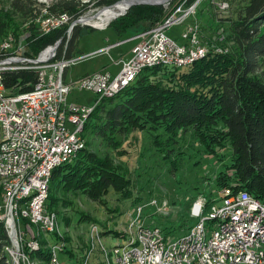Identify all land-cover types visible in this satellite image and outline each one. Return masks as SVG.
Masks as SVG:
<instances>
[{
    "label": "built area",
    "instance_id": "built-area-1",
    "mask_svg": "<svg viewBox=\"0 0 264 264\" xmlns=\"http://www.w3.org/2000/svg\"><path fill=\"white\" fill-rule=\"evenodd\" d=\"M201 0H169L163 3L168 12L163 21L151 30L141 33L126 42L111 45L98 53L110 54L112 50L129 42L136 44L128 56L113 60L119 67L114 74L108 70L85 75L77 81H66L67 70L77 63V59L55 61L57 50L46 48L36 60L23 59V55H12L0 60V139L13 137V145H8L0 158V176L14 168H22V176L11 182L2 203V223L10 230L12 257L16 264H27L28 254L36 249V234L31 232V224H44L48 234L56 235L52 243L55 261L64 264L61 256L68 254L67 241H61L58 231L57 214L49 213L46 206L45 180L49 169L66 155H73L79 144V130L87 126L96 110L97 101L105 96L119 95L125 87L133 85L136 71L150 69L152 65L164 64L167 68L190 67L199 56L210 54L226 55L230 47L222 46L217 39H209L198 22L188 23L196 15ZM220 11H228V3H215ZM71 18L65 15H45L38 22L41 34H49L60 29ZM185 26L182 40L177 41L167 34L168 28ZM220 37L223 35L220 33ZM10 39L4 48H10ZM51 50L43 57V54ZM96 53V54H98ZM35 70L38 78L29 92L11 94L3 84L5 72ZM84 91L95 95L86 103L76 104L69 101L74 92ZM22 150H31V157H22ZM24 194H33V202L26 208H18V200ZM208 199H216V209L202 224L199 232H192L191 226L182 235L170 233L156 224H145L142 220L145 206H139L131 216L123 237L113 244V264H258L264 259V237L253 236V228L264 224V202L246 191L232 188L218 190L211 198L200 196L190 207L193 219ZM221 203V205L219 204ZM233 204H244L246 214L231 215ZM160 214L164 202L151 204ZM215 225H223V234H215ZM91 226L88 236L93 237ZM143 228L144 243L132 244L131 229ZM109 238H112L111 236ZM91 246L84 251L83 262L90 260ZM72 253V251L70 252Z\"/></svg>",
    "mask_w": 264,
    "mask_h": 264
},
{
    "label": "trees",
    "instance_id": "trees-1",
    "mask_svg": "<svg viewBox=\"0 0 264 264\" xmlns=\"http://www.w3.org/2000/svg\"><path fill=\"white\" fill-rule=\"evenodd\" d=\"M118 1L98 0L97 4L111 7ZM194 1L190 0V3ZM79 5L76 0H58L48 11L52 15L69 14L73 23L85 11ZM13 7L26 18L38 12L36 3L31 0H14ZM167 14L164 6H134L109 27L121 42L151 30ZM35 17L34 14L32 19ZM6 20L1 13L0 37L8 28ZM230 22L229 39L233 47L229 54H210L187 69H147L133 85L98 107L85 127L84 136L91 134L92 129L96 136L119 146L114 141L116 134L149 130L154 146L165 153V158H170L178 137L190 132L207 154L224 162V170L216 177L218 190H244L264 202V80L258 74L264 66V0H249L238 12L237 19ZM64 27L39 37L34 30L31 35L35 45L26 53L27 58L36 60L37 54L58 41L61 44L55 61L84 56L78 49L79 40L95 29L78 25L70 35L69 29ZM37 78L35 70L5 72L3 84L11 94L25 93L33 89ZM92 121L97 125L91 127ZM228 148L227 162L219 151ZM122 155L125 154L119 156ZM112 162L108 156L102 157L87 147L74 163L55 169L47 202L49 211L55 212L52 209L60 201L54 195V190L59 187L69 192L81 191L93 202L101 204H105V197L111 189L121 198L130 199L132 183L117 171ZM84 218L91 217L82 215V220ZM167 230L173 233L171 227ZM111 232L123 236V232ZM42 236V250L32 253L31 258L48 264L51 243ZM10 246L9 232L5 223L0 222V264H8L5 248Z\"/></svg>",
    "mask_w": 264,
    "mask_h": 264
},
{
    "label": "rangeland",
    "instance_id": "rangeland-1",
    "mask_svg": "<svg viewBox=\"0 0 264 264\" xmlns=\"http://www.w3.org/2000/svg\"><path fill=\"white\" fill-rule=\"evenodd\" d=\"M13 1L0 0V14L2 13L3 17L7 18L8 27L4 35L0 37V57L8 53L10 55H23L21 56L23 59H28L26 53L32 50L33 45H35V39H32L31 35L33 31L35 30L36 37L47 35L40 33L37 18L41 16L40 22H43L49 8L58 0H31L36 3L38 9V12L34 13L36 15L34 19H32L34 14L26 18L23 13L16 10L13 7ZM76 1H79L80 8L85 9L80 19L95 16L105 8H109L99 7L98 0ZM248 1L201 0L196 15H192L188 19V23L198 22L207 38L211 40L215 38L217 41L222 40L219 41V44L232 49L233 45L229 39L231 33L230 21L237 19L238 12L244 8ZM21 3L25 2L22 1ZM215 3H228L230 7L226 12L220 11ZM68 16L70 17L69 14ZM117 20H113L112 23ZM33 25H35V29L32 31L31 26ZM71 25L70 19L65 27L70 29ZM109 25L103 29L91 25V28L95 31L80 38L78 49H82L79 51L84 56L79 54L82 57L77 58V63L67 70L65 75L67 82L77 81L86 74L96 72L108 65H110V72L116 74L119 71V67L114 66L112 62V59L117 60L118 50H112V58L109 57L110 54L98 53L103 49L96 51L119 41V38L113 40L114 34ZM184 29L185 26L176 25L168 28L166 32L174 40L181 41ZM220 33L223 35L222 37H220ZM9 39L11 47L6 49L4 45ZM131 44H133L132 41L126 43L127 46ZM126 45L121 46V50L128 49ZM38 55H36V58ZM258 74L264 80V66L259 69ZM94 97L95 95L88 91L81 94L74 91L69 96V101L81 104ZM94 123V121L90 123L91 127L97 125V123ZM178 138V143L174 146V152L169 155L170 158H165V153L157 150L154 146L149 130L116 134L114 141L119 143V146H113L108 140L96 136L92 129L91 134L86 133L85 140L88 143V149L102 157L108 156L113 161L112 163L117 171L131 181L133 195L130 199H123L111 189L105 197V204H101L93 202L81 191L69 192L63 187L56 188L54 195L60 201L52 210L57 213L59 218L58 236L61 241H67L69 248L76 253L74 260L62 255L61 260L64 264H86L83 262L84 251L89 245H91L90 260L95 261L98 259L99 264H104L103 251L113 247V244L109 243L120 240L114 237H123L117 236L111 231L123 232L139 206H145L144 214H142V220L145 224L153 223L163 227V230L171 227L176 235H182L190 226L192 227L198 222V213L193 219L190 217V207L202 195L207 198L216 195L218 192L215 186L216 177L224 170V162L215 155L207 154L192 133L181 134ZM122 153L125 155L119 156ZM229 154V148L219 151V155L227 162L229 161ZM153 201H157V203L164 202V210L167 214L158 213L156 207L151 205ZM219 204L221 205V203ZM82 215H88L91 218L82 220ZM92 218L95 220L92 221ZM93 225L99 226L98 231L94 229L93 237H89L88 231ZM31 230L33 233H38V229L35 227L31 226ZM54 236L56 235H43L42 238L49 240L52 244L57 240ZM110 236L112 238H109ZM39 239L41 241V237ZM27 264L41 263L38 259L37 261L32 259L30 254V257L27 258Z\"/></svg>",
    "mask_w": 264,
    "mask_h": 264
},
{
    "label": "bare ground",
    "instance_id": "bare-ground-1",
    "mask_svg": "<svg viewBox=\"0 0 264 264\" xmlns=\"http://www.w3.org/2000/svg\"><path fill=\"white\" fill-rule=\"evenodd\" d=\"M164 1V0H160ZM129 4L127 1H125L122 4L113 6L111 8H105L104 10L100 11L97 15L95 16H90L87 17L86 20H84L85 23L90 24L96 28L103 29L107 27L110 22L113 20L117 19L121 14H124L126 11H128ZM45 15H50V14H45ZM41 16L38 17L36 20L40 22ZM8 49V48H6ZM50 49L46 51L43 54V57H46L50 53ZM10 54L6 53L3 55L1 58H9ZM206 56H199L197 59L192 61L190 63V67L196 63L197 61H200L202 59H205ZM156 67H166L164 64H155L152 65L150 69L156 68ZM177 69H187L185 66H178L176 67ZM145 70H140L136 71L134 77H133V83L136 82V80L140 77V75L144 72ZM128 88L125 87L124 90ZM123 90H121L122 92ZM117 95H112V96H105L101 98V101H97L96 103V110L98 107L105 101L109 99L115 98ZM95 110V111H96ZM94 111V113H95ZM85 127L86 126H81L79 130V144L83 145V150L82 146H75L74 148V158L73 155H66L65 160L60 161L58 164L54 165L52 169H49L46 175V180H45V192H46V206L47 202L49 199V192H50V184H51V178L53 171L59 167H62L66 164H69L73 161H75L79 154L84 151L87 148L86 145V140H85ZM8 145H13V137H6V138H1V143H0V158L4 156V151H7ZM22 157H31V150H22ZM22 176V168H14L11 170L9 173H5L3 176H0V214L2 213V203H3V198L6 195V190L8 186L11 184V182L15 181L16 179L20 178ZM244 191V190H243ZM212 200V204L209 206V201ZM33 202V194H24L22 195V199L18 200V208H26L27 204H30ZM211 202V201H210ZM166 208V207H165ZM49 209V208H48ZM216 209V199H208L207 202L203 203V208H201L200 211H198L199 215V220L198 222L191 227L192 232H199L202 224L209 218V216L214 213ZM165 211V210H164ZM51 214H56L55 212L49 211ZM230 214L231 215H238V214H246V206L244 204H233L230 207ZM59 218L57 215V224H54V231H58V222ZM0 222H2V216L0 215ZM32 227H35L38 229V233H33L36 234V249L31 250L30 253L28 254V258L30 257V254L36 253L38 251H41L42 249V242L40 241L41 234L43 235H49L52 236L54 234H48L46 231V227L44 224H31ZM163 228V227H162ZM98 231V227L95 228ZM9 232L10 230L7 229ZM215 234H223V225H215ZM99 236V232H98ZM253 236L256 237H264V224H259L256 227L253 228ZM56 237V236H54ZM131 241L132 244H142L144 243V234H143V228H136V229H131ZM12 245V244H11ZM91 246V245H89ZM50 248V261L49 264H52L55 261V252L52 251V244L49 246ZM5 252L8 254V264H16L14 258L12 257V247H7L5 248ZM103 260L104 264H113V257H108V256H113V247H111L109 250L106 249L103 251ZM206 264H217L215 262H207ZM222 264H233V263H222ZM258 264H264V259H259Z\"/></svg>",
    "mask_w": 264,
    "mask_h": 264
},
{
    "label": "water",
    "instance_id": "water-1",
    "mask_svg": "<svg viewBox=\"0 0 264 264\" xmlns=\"http://www.w3.org/2000/svg\"><path fill=\"white\" fill-rule=\"evenodd\" d=\"M125 1H127L128 4H129V7H128V10H129V9H131L133 6H139V5L161 6V5H163V3H165V2H167V1H169V0H164V1H160V0H120V1H118L115 5L120 4V3H123V2H125ZM113 6H114V5H113ZM113 6H111V7H113ZM109 8H110V7H109ZM126 13H127V11H126L124 14H121L119 17L124 16ZM86 18H87V17H84V18H82V19H79V20L73 22L72 25H71V27H70V29H69V31H68L69 34H71L72 31L74 30V28H75L76 26H78V25H85V26H89V27H91V25H89V24H87V23L84 22V20H86ZM60 44H61V41H58V42L53 46V49H52V50H53V51H54V50H57V49L59 48ZM100 51H101V50H100Z\"/></svg>",
    "mask_w": 264,
    "mask_h": 264
},
{
    "label": "crops",
    "instance_id": "crops-1",
    "mask_svg": "<svg viewBox=\"0 0 264 264\" xmlns=\"http://www.w3.org/2000/svg\"><path fill=\"white\" fill-rule=\"evenodd\" d=\"M113 34H114V38H113V40L114 39H117L118 38V36L113 32ZM128 40H130V39H128ZM128 40H124V41H121L120 42V39H119V41L118 42H116V43H114V44H112V45H117V44H119V43H122V42H126V41H128ZM133 42V44H131L130 46H127L126 45V43L125 44H123V45H121V46H124V45H126L127 47H128V49H122L121 50V46H119V47H117L116 49H114V50H118L117 52H118V54H117V60H119L120 58H122V57H124V56H128L130 53H131V51H132V49H133V47L135 46V42L134 41H132ZM109 46H111V45H109ZM109 46H106V47H109ZM100 47H102V46H100ZM105 47H103V48H99L98 50H96V51H99V50H101V49H104ZM81 48H79V50H80ZM82 50V49H81ZM95 51V52H96ZM93 53V52H92ZM109 67H110V65H108V66H105V67H103V68H101V69H99V70H97V71H102V70H108L109 71ZM96 71V72H97ZM94 73V72H93ZM89 74H92V73H88V74H86V75H89ZM69 250H71V251H74L73 249H71V248H69L68 249V251ZM70 252V251H69ZM73 255V256H72ZM65 257H67L68 259H70V260H74L75 258H76V253L75 252H72V253H68V254H65L64 255ZM99 261H98V259H96L94 262H93V264H99L98 263Z\"/></svg>",
    "mask_w": 264,
    "mask_h": 264
}]
</instances>
